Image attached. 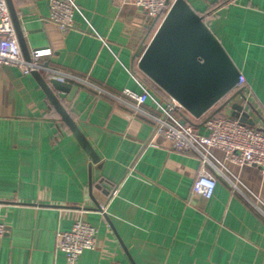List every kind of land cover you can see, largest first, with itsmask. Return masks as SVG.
<instances>
[{
    "label": "crops",
    "instance_id": "1",
    "mask_svg": "<svg viewBox=\"0 0 264 264\" xmlns=\"http://www.w3.org/2000/svg\"><path fill=\"white\" fill-rule=\"evenodd\" d=\"M48 1L11 0L20 39L27 52L50 49L40 63L65 74L68 91H52L96 161L32 73L0 67V264H68L57 233L77 219L96 227L97 246L75 264H264L258 167L211 148L213 195L192 198L203 157L153 137L150 115L171 97L137 62L157 19L131 4L73 0V28L63 31L48 19ZM186 1L206 13L220 0ZM212 15L206 24L245 79V98L233 101L264 128V0H225ZM142 85L151 96L137 105L124 90L140 94Z\"/></svg>",
    "mask_w": 264,
    "mask_h": 264
},
{
    "label": "built area",
    "instance_id": "2",
    "mask_svg": "<svg viewBox=\"0 0 264 264\" xmlns=\"http://www.w3.org/2000/svg\"><path fill=\"white\" fill-rule=\"evenodd\" d=\"M117 5L131 4L157 19L158 23L170 9L173 0H113ZM48 19L65 31L73 28V0H49ZM50 53L49 48H34L28 52L26 58L21 50L15 28L6 0H0V67L3 65L16 67L21 73L29 74L33 70H45L48 77L64 81V73L45 68L40 58ZM244 76L239 75L235 89L244 87ZM143 92L124 90L133 98L137 105L146 102L150 95L142 85ZM137 107V106H136ZM176 113H185L183 107L170 98L165 106H161V115H150L154 121L153 137L162 135L170 148L178 151H191L203 157L202 170L198 173L192 185V198L209 199L216 187V177L207 167V154L211 148L223 150L227 158L242 166L254 165L258 167L264 177V128L241 123L238 119L216 114L210 118L206 115L193 118V121L182 124ZM207 153V154H206ZM115 190L113 189L111 194ZM97 205V209L104 214L108 196ZM6 233L5 225L0 221V239ZM57 248L65 254L68 264H75L78 256L86 249L97 246V229L83 219H77L68 231L57 233Z\"/></svg>",
    "mask_w": 264,
    "mask_h": 264
},
{
    "label": "water",
    "instance_id": "3",
    "mask_svg": "<svg viewBox=\"0 0 264 264\" xmlns=\"http://www.w3.org/2000/svg\"><path fill=\"white\" fill-rule=\"evenodd\" d=\"M6 3L18 33L22 53L28 58L27 49L20 39L12 2L6 0ZM137 66L155 85L183 107L186 114H182V124L191 122L192 117L206 115L207 119L223 112L243 124L254 126L243 105L233 101L237 96L245 98L242 87L235 89L240 71L202 15L186 0H173L139 57ZM31 73L61 118L96 161L91 146L51 88L52 85L57 90L68 91L69 84L55 78L48 83L40 71L33 70Z\"/></svg>",
    "mask_w": 264,
    "mask_h": 264
},
{
    "label": "trees",
    "instance_id": "4",
    "mask_svg": "<svg viewBox=\"0 0 264 264\" xmlns=\"http://www.w3.org/2000/svg\"><path fill=\"white\" fill-rule=\"evenodd\" d=\"M225 3V0H220L218 2H216L214 5H212V7L210 8L209 11H207L206 13H200V12H197L199 13L200 15H202L203 17V20L206 22L209 18H212V11L217 7V6H220L222 4Z\"/></svg>",
    "mask_w": 264,
    "mask_h": 264
}]
</instances>
